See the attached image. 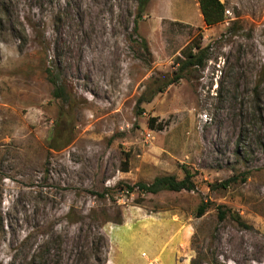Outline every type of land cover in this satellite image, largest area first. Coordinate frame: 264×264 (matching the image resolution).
Listing matches in <instances>:
<instances>
[{
	"label": "rangeland",
	"instance_id": "374dc122",
	"mask_svg": "<svg viewBox=\"0 0 264 264\" xmlns=\"http://www.w3.org/2000/svg\"><path fill=\"white\" fill-rule=\"evenodd\" d=\"M220 1L207 26L198 0L137 21L136 0H0V264H109L118 214L188 225L191 263L264 264V0ZM183 167L194 191L137 188Z\"/></svg>",
	"mask_w": 264,
	"mask_h": 264
},
{
	"label": "crops",
	"instance_id": "0c3cea01",
	"mask_svg": "<svg viewBox=\"0 0 264 264\" xmlns=\"http://www.w3.org/2000/svg\"><path fill=\"white\" fill-rule=\"evenodd\" d=\"M190 227L171 215H147L144 219L113 225L110 230L109 264H190L185 251ZM112 234H117L114 239Z\"/></svg>",
	"mask_w": 264,
	"mask_h": 264
},
{
	"label": "trees",
	"instance_id": "16d2710c",
	"mask_svg": "<svg viewBox=\"0 0 264 264\" xmlns=\"http://www.w3.org/2000/svg\"><path fill=\"white\" fill-rule=\"evenodd\" d=\"M137 1V12H136V21L138 19H141L147 5L149 4L150 0H136ZM199 2V7L203 16V20L207 26H212L217 23L224 22L226 20V15H225V5L220 1V0H198ZM145 48L148 49V47L145 44ZM204 49H201V47L197 44L194 47L189 48V51L185 54L183 53V56L178 57L177 60L175 61L176 64L179 66V73L169 81L168 83L165 84V87L177 82L181 77H182V72L191 67V66H198V65H203L204 64ZM46 73L49 75V79H53L52 73L50 70H46ZM52 83L56 86V81L51 80ZM58 88H56V95H58ZM161 92L164 91V88L160 90ZM156 121L155 117H151L149 119L150 125H154ZM55 147V146H53ZM184 170V177L182 179H178L175 175H164V176H159L156 177L151 183H144V182H139L137 184V188L140 190L142 193H151V194H157L161 191L168 190V191H174V192H180V191H194L195 190V182H194V174L186 167H183ZM227 182L223 183V187H227ZM118 190L119 191H125L127 190L129 193L133 192L134 187L130 186L128 184H125L123 182H120L118 184ZM225 185V186H224ZM108 192H105L103 194H99L101 198L106 197ZM211 206L209 203L202 201L196 210V217L200 218L205 213L209 210ZM217 213H218V218L220 221L224 220L227 217V214L229 213V210L227 208H224L222 205H219L216 207ZM103 210L94 211L93 210V216L95 218H99L100 215L102 214V225H104L107 220L104 219V212ZM236 218H239L238 215L234 214ZM105 221V222H104ZM115 224L120 225L123 223V218L121 214H118L116 216V220L114 221ZM200 253V251H199ZM191 264H200V257L198 259L195 258L192 260Z\"/></svg>",
	"mask_w": 264,
	"mask_h": 264
},
{
	"label": "built area",
	"instance_id": "2783aa9c",
	"mask_svg": "<svg viewBox=\"0 0 264 264\" xmlns=\"http://www.w3.org/2000/svg\"><path fill=\"white\" fill-rule=\"evenodd\" d=\"M109 262V261H108Z\"/></svg>",
	"mask_w": 264,
	"mask_h": 264
}]
</instances>
